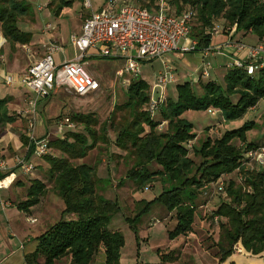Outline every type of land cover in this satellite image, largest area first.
Masks as SVG:
<instances>
[{"label": "trees", "instance_id": "trees-1", "mask_svg": "<svg viewBox=\"0 0 264 264\" xmlns=\"http://www.w3.org/2000/svg\"><path fill=\"white\" fill-rule=\"evenodd\" d=\"M132 2L151 10L157 9L156 0ZM167 2L169 12L176 15L190 7L196 10L190 34L198 42L196 50L211 45L210 30L219 19L226 25L236 24V31L252 33L259 43L264 42V0ZM72 3L73 0H50L48 6L60 16ZM31 6L28 0H0V31L4 43L9 44L12 50L29 44L33 39L32 32L20 27V21L31 16ZM90 58L96 57L85 58L84 61ZM225 84L222 86L212 80L201 82L204 93L197 95L190 82L179 83L177 99L168 98L153 118L146 110L150 99L149 85L138 77L131 79L125 101L115 106L113 116L117 111L126 112L118 127L105 121L96 129L99 121L93 112L71 113V119L79 128L68 129L63 138L50 140L49 153L37 164L41 177L30 180L26 198L15 204L19 210L28 212L49 190L65 204L61 218L36 238V249L25 256L27 264H56L66 257L70 258L69 264H92L102 251L105 264H120L125 237L121 230L110 227L113 216L120 210L119 203L100 193L96 166L77 161L87 157L100 142L107 145L112 142L125 151L120 155L133 161L127 177L138 188L157 179L162 180V192L147 202V208L159 202L168 212H173L176 225L169 230L171 239L193 231L199 206L197 200L206 184L235 172L241 165L245 150L264 144L260 140L248 139V132L260 125L247 120L238 128L226 130L220 137H206L198 149L194 147V152L202 159L199 164L190 156L187 143L194 140L197 133L193 131V124L182 117L183 113L215 107L221 110L224 122L242 118L264 99V67L257 75L251 76L243 67L229 66ZM234 95L237 100L232 98ZM7 104L8 98H0L1 128L16 119L15 115L9 114ZM162 121H167L163 132L158 129ZM111 128H116L117 133L113 139L108 136ZM239 142L242 145H238ZM25 144H28L27 137ZM33 153L34 147H31L26 158L31 159ZM154 162L161 168L150 169L149 165ZM242 172L246 176L245 181L239 183L236 178H230L226 183L229 200L222 201L213 211V217L225 219L219 220L220 238L215 244L219 264L233 253L239 242L252 254L264 253V169L243 168ZM8 174L0 173V179ZM158 253L159 264L179 258L175 251L158 250Z\"/></svg>", "mask_w": 264, "mask_h": 264}, {"label": "rangeland", "instance_id": "rangeland-1", "mask_svg": "<svg viewBox=\"0 0 264 264\" xmlns=\"http://www.w3.org/2000/svg\"><path fill=\"white\" fill-rule=\"evenodd\" d=\"M49 1L50 0H28V2H30L32 5V13L31 16H28L20 21V26L22 28L30 26V29L24 30H31L30 32H32L33 36L35 35V37L36 35L40 34L42 36L41 39H43L45 36L48 39L59 38L61 41H63V43L66 42L63 44V48L66 49L68 55H72L73 50L72 46L70 45V36L73 31H75V29H79V26L82 24L81 14L83 11L86 12L85 17L88 15V11L83 5V0H73L72 5L66 7L62 14L57 16L55 15L54 10L48 6ZM105 1L106 0H92L94 9L97 10L102 8ZM43 6V10H41L40 7ZM196 22L197 20H195V24ZM48 23L52 24L53 29L50 31H45L46 24ZM215 26L220 30L221 34H212V42L210 46L221 45V43L227 41L228 38L223 40L224 34L228 35L231 33V29L234 27V25H226L222 19L216 20ZM45 32L48 33L44 35ZM191 40L193 39L191 35H189V44L191 43ZM184 43H186V41L182 42V45ZM42 44L43 43L40 45L42 46ZM8 45L9 44L6 46V57L1 56L0 54V64H2L3 68L15 74L21 72L24 66H27L29 63L32 64L34 61L43 56L40 49L35 50L34 53L36 54L29 57L26 53L27 51H25L22 46H19L16 51H12ZM92 51L93 50L90 52ZM200 51L201 50L184 52L187 54V57H191L189 59L191 61L190 64L185 62L183 59L176 60L173 55L166 56L165 61H167L174 69L173 71L175 74V80L170 82L164 90L165 95L168 98L176 100L177 85L187 81L191 83L193 90L197 95L204 93L201 82H208L212 80L216 81L222 86L226 85L225 75L229 68L228 64L232 63L234 59L229 58L228 55L225 54L217 56L210 54L209 56H205ZM9 53L10 55H8ZM24 54L26 58H24ZM86 62L87 71L99 80L101 89L85 96H80L66 87L60 88L53 92L48 99V104L52 101L51 108L53 117L47 119V122L50 125H54L55 128H57V124L60 120L66 116H70L73 112H93L99 121L98 125L95 126L96 129H99L101 124L105 121H107L108 124L112 122L114 127H118L121 124L124 115H126V112L117 111L115 116H113V113L116 110L115 106L124 102L126 99L125 95L128 85L123 84L122 79L118 78L116 74L117 70L124 65V60L96 57L90 58ZM191 64L196 65L197 67H192ZM202 66L208 68L209 75L200 76L196 74L197 69H200ZM162 67V59L148 61L142 64V78L148 83L150 92L153 90L155 75L157 72H159L158 70L162 69ZM258 72L259 69L255 74L257 75ZM183 73H186L187 75L183 76ZM159 91L160 90L158 89V92L155 93V97L159 95ZM232 98L237 100L236 95H234ZM210 110H218V114L213 116L209 112ZM182 117L193 124V131L197 133V138L190 140L193 144L192 148H188L190 156L197 164H199L202 159L194 152V147L198 149L208 134H211L212 138L220 137L226 130L238 128L247 120H254L258 125H260L257 129L248 132V139L255 141L260 140V142L264 143V99L261 100L257 106L248 110L245 116L232 122H224L223 118L221 119V110L215 107H209L204 111L187 110L183 113ZM165 130L166 126L160 131L163 132ZM56 131L57 133L54 132L48 135L50 139L56 137L63 138L65 136V134L59 133L57 129ZM36 133H38V128ZM116 135V128H111L108 130V136L111 139L115 138ZM238 145H242V143L239 142ZM120 154H125V151L116 147L112 142L109 145L100 142L99 146L90 150L87 157L77 161L87 162L95 165L98 177L100 178V193L106 198L118 201L120 210L113 216L110 227L112 229L115 227L120 228L123 232L125 237V245L123 246L122 250L124 248L125 251L130 250L131 246L136 244L135 239L137 241L136 245L138 246V243H140V238L138 235H142L143 233L150 235L151 245L153 247L154 245H159L162 248H165L166 246L171 245L169 230H172L175 227L176 219L174 216H164L166 213L163 214L162 209L166 210V208L159 202H156L150 206V208H147V202L152 201L162 192V180L157 179L152 183L147 184L143 188H138L135 182L127 177L128 171L132 167L133 161ZM149 168L158 169L161 168V166L157 162H154L149 165ZM38 169L39 165H36L34 170ZM228 175L229 174H226L224 175L226 178L223 176L221 177L222 179H220L226 180V183L230 178H236L237 181L236 172L231 173L230 176ZM217 181L206 184V186L203 188L199 199L197 200L199 206L197 207L195 222L193 224V226L195 225V227H193L194 231L197 232V235L199 234L208 245L210 244L208 241L211 239L213 242L214 239H212V237L208 238L207 235H205L208 233V227L206 222L202 223L204 221L201 220L207 219L208 222L210 221L212 223V227L214 224L219 225V221L218 223L215 222L213 211L222 201L229 200L226 189L224 191L216 192L214 187L217 186ZM212 193L214 194L213 196H211ZM57 199L62 202L64 209L65 204L63 200L60 197H57ZM60 213L62 212L60 211ZM60 218H53L51 223L54 224ZM199 220L201 222V226L199 224ZM220 220L224 221L225 219L220 217ZM167 234L170 239L167 237ZM193 237L195 236H192V239H194ZM176 239H180V241L176 244L174 243L175 246L173 248H181L185 241V239H183V235H180L172 240ZM143 241L144 239H142V242ZM180 243H182L181 246H179ZM158 250L159 249H157V252ZM169 251L177 252L178 250L174 249ZM100 254H103V251L97 256ZM66 258L69 259V257Z\"/></svg>", "mask_w": 264, "mask_h": 264}, {"label": "built area", "instance_id": "built-area-1", "mask_svg": "<svg viewBox=\"0 0 264 264\" xmlns=\"http://www.w3.org/2000/svg\"><path fill=\"white\" fill-rule=\"evenodd\" d=\"M83 5L88 10V15L84 19L82 32L70 36L71 43L78 50L75 58H66L57 63L55 54L64 51L63 46L55 39H48L43 44V56L34 61L23 74L6 75L4 78L6 84L19 82L34 94L29 99L26 108L20 113L27 119V152L34 147L33 156L35 158H42L49 153L51 140L48 135L39 137L36 133L38 123L41 121L38 111L39 100L49 97L63 87L80 96L96 92L101 88L99 80L87 71L85 58L123 59L124 65L117 70L116 74L125 85H129L133 78L142 77L143 63L157 58L162 59L163 67L156 74L153 90L149 93L150 99L146 106L151 117L155 118L168 99L164 92L165 88L175 80L174 69L165 61L166 56L171 53L196 51L198 42L191 40V43H188L196 15L194 8L190 7L181 15H176L169 12L170 6L167 0H156L157 9L152 10L135 4L132 0H106L104 6L97 10L94 9L92 0H83ZM43 8L44 6L40 7L41 10ZM52 27L51 23L46 24L45 31ZM235 31L236 24L231 29V32ZM210 33L221 34L216 26L210 30ZM183 41L186 43L182 45ZM2 44L3 40L0 42V48ZM225 48H232L237 55L245 52V58L236 57L229 66L243 67L251 76L264 67V43L250 45L230 38L225 44L209 46L200 52L206 56ZM91 50L93 51L90 52ZM202 75H209L208 68L203 67ZM158 89L160 90L159 95L155 97ZM209 112L212 115L218 114V110ZM165 126H167V121H162L158 128L162 130ZM76 127V123L70 116L64 117L57 124V130L61 134H65L68 129H76ZM192 146V141H189L187 148L191 149ZM15 166L24 173H32L35 169L34 162L26 158V154L15 156ZM243 168L264 169V144L243 152L241 165L235 171L239 183H243L246 179L242 172ZM8 170L7 161L0 159V173H8ZM9 178L11 180L8 181ZM15 178L14 172H9L6 177L1 178L0 192L2 189L9 188ZM221 179L214 187L216 192L226 189V180ZM3 203L0 194V206ZM27 220L35 222L37 219L27 216ZM219 220V216H215V222L218 223Z\"/></svg>", "mask_w": 264, "mask_h": 264}, {"label": "crops", "instance_id": "crops-1", "mask_svg": "<svg viewBox=\"0 0 264 264\" xmlns=\"http://www.w3.org/2000/svg\"><path fill=\"white\" fill-rule=\"evenodd\" d=\"M85 14L86 12L83 11V13L81 14L82 24L79 26V29H75L72 34H81ZM30 28V26H27L22 29L27 30ZM47 33L45 32L44 35H46ZM0 36L2 37L1 31ZM41 37L42 36L40 34L36 35V37L34 35L33 41L31 43L22 45V48L27 51L26 53L29 57L36 54L34 52L37 49H40L42 51V55L44 54L43 44L48 40V38L45 36L46 38L44 37L43 39H41ZM232 37L234 40H241L246 44H259L256 35L252 33L245 34L242 31L231 32L228 35L224 34L223 40L228 38V41L229 38ZM55 40H57L64 47L63 44L66 42L63 43V41H61L59 38ZM227 41L221 43V45L225 44ZM40 42L43 43L42 46L40 45ZM70 45L72 46L73 54L68 55L66 49L63 48L64 51H59L55 54V60L57 63L64 61L66 58H75L78 55V50L71 43V41ZM6 46L7 44H5L3 41L2 47L0 48L1 56L6 57ZM8 47H10L11 49L10 45H8ZM214 52L210 54L215 56L225 54L228 55L229 58L233 59L236 57L245 58V52L237 55L234 53V50L232 48H225L219 52ZM210 54H208V56ZM8 55H10V53ZM169 55H173L176 60L183 59L188 64L191 63V61L189 60L191 57H187V54L185 53L177 52L171 53ZM24 58H26L25 54ZM157 59H154V61ZM30 65L31 64L29 63L27 66L23 67L21 72L15 74L6 70L2 67V64H0V98H8L7 108L9 110V114L16 116V119L13 122L8 123L3 128L0 127V159L7 161L9 166L8 172H14L16 176L13 184L9 188L2 189L0 192L1 199L4 202L3 205L0 206V264H27L25 256L26 254L33 252L36 249V246L38 244L36 238L53 224L51 223V220L53 218H60V211H63L62 202L57 199V197L59 196H57L53 191L50 190L44 195L41 201L38 204L34 205L28 212L21 211L15 206L18 201L26 198L27 188L30 185V180L41 177L42 174L41 169L34 170L32 173H24L20 168H17L15 166V156H22L27 152V147L25 144L27 119L20 112L26 108L29 99L33 97L34 94L26 87L22 86L19 82H15L11 85L6 84L4 78L6 75L23 74ZM191 66L197 67L193 64H191ZM203 67L204 66H202L200 69L198 68L196 74L202 76ZM186 75V73H183V76ZM48 99L49 97L43 98L39 100L38 104V111L41 117V121L37 126V134L39 137L43 135H50L54 132L57 133V128H55L54 125L48 124L47 122V119L53 117L51 108L52 101L48 104ZM208 136H211V134H208L206 137ZM31 160L35 163V165H37L39 164V161H41V158H35L34 156H32ZM228 176H230V174ZM213 195L214 194L212 193L211 196ZM162 213H166L164 215L166 217H173V212H168L165 209H162ZM27 216L35 217L37 220L35 222H30L27 220ZM71 217L74 216L72 215ZM201 221H204L202 223L206 222V225L208 227V233L205 235H207L208 238L212 237V239H214L213 242L211 241V239L210 241H208L210 242L209 245L206 244L205 240L201 238L199 234L197 235V232L194 231V228L193 231L187 233L186 235H183V239H185V241L182 246V243L179 244L181 248H173L175 244L180 241V239L172 240L168 237V234L167 237L171 240V245L166 246L165 248H162L159 245H154L153 247L151 245L150 235L143 233L142 235H138L140 238V243H138V246L136 245L137 241L134 236L136 244H133L130 250L125 251V248L122 250L120 264H159L161 260L157 249L165 252L174 249L178 250L177 253L179 255V258L166 264H219L217 245H215L220 238L219 225L214 224L212 227V223L210 221L208 222L207 219ZM199 224L201 226L200 220ZM193 227H195V225ZM113 229L121 230L120 228L116 227ZM192 236H195L193 237L194 239H192ZM142 239H144L143 242ZM263 254L264 253L257 255L252 254L248 252L239 242L235 246L233 253L220 264H263ZM69 263L70 258H63L56 262V264ZM92 264H105L104 255L100 254L99 256H96Z\"/></svg>", "mask_w": 264, "mask_h": 264}, {"label": "bare ground", "instance_id": "bare-ground-1", "mask_svg": "<svg viewBox=\"0 0 264 264\" xmlns=\"http://www.w3.org/2000/svg\"><path fill=\"white\" fill-rule=\"evenodd\" d=\"M2 40H3V39H2V37L0 36V42H1ZM9 180H11V178H9L8 181H9Z\"/></svg>", "mask_w": 264, "mask_h": 264}]
</instances>
